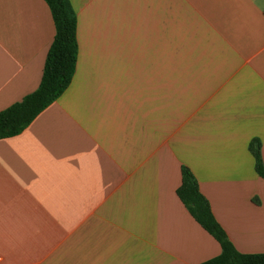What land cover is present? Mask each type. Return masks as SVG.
<instances>
[{"label": "crops", "instance_id": "1", "mask_svg": "<svg viewBox=\"0 0 264 264\" xmlns=\"http://www.w3.org/2000/svg\"><path fill=\"white\" fill-rule=\"evenodd\" d=\"M70 1V85L0 138V264L217 256L183 165L235 247L264 253V0ZM54 35L46 0H0V110L37 89Z\"/></svg>", "mask_w": 264, "mask_h": 264}, {"label": "trees", "instance_id": "2", "mask_svg": "<svg viewBox=\"0 0 264 264\" xmlns=\"http://www.w3.org/2000/svg\"><path fill=\"white\" fill-rule=\"evenodd\" d=\"M55 23V35L48 48L42 78L34 91L21 100L0 110V138L21 133L33 119L55 101L70 85L78 57L77 14L70 0H46ZM250 149L255 168L264 178V162L260 143L253 140ZM177 194L193 217L221 245V253L198 264H264V253H243L229 239L225 229L215 218L211 204L201 192L192 171L182 166V182Z\"/></svg>", "mask_w": 264, "mask_h": 264}]
</instances>
